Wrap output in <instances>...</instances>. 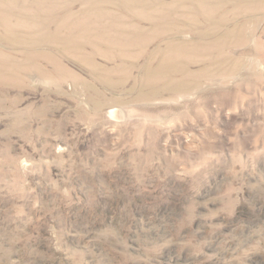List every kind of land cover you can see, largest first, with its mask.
<instances>
[{"label": "rangeland", "instance_id": "rangeland-1", "mask_svg": "<svg viewBox=\"0 0 264 264\" xmlns=\"http://www.w3.org/2000/svg\"><path fill=\"white\" fill-rule=\"evenodd\" d=\"M0 264H264V0H0Z\"/></svg>", "mask_w": 264, "mask_h": 264}]
</instances>
